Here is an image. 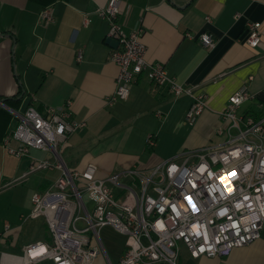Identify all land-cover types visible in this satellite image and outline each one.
Instances as JSON below:
<instances>
[{"label":"crops","instance_id":"0c3cea01","mask_svg":"<svg viewBox=\"0 0 264 264\" xmlns=\"http://www.w3.org/2000/svg\"><path fill=\"white\" fill-rule=\"evenodd\" d=\"M107 1L0 0V100L22 92L16 107L0 105V147L7 154L6 143L15 147L11 145L15 140L7 139L17 124L14 112H23L28 106L42 113L48 107L63 108L72 119L84 122L68 136L61 158L68 168L81 169L94 163L99 178L133 166L145 171L182 153L180 143L188 138L180 134L188 127L212 134L202 144L220 143L216 130L227 124L221 121L220 112L229 95L242 86L247 87L250 98L239 112L264 116V0H121L119 22L126 30L142 27L145 59L162 63L179 84L206 95L205 106L192 125L185 122L191 98L171 95L166 86L152 83L145 74L133 80L127 100L106 103L118 71L109 59L112 48L106 43L108 23L96 13ZM46 3H50L53 20L44 26L39 14ZM84 14L89 16L86 25ZM250 20L261 24L257 47L246 43L245 24ZM200 32L212 36V48L186 36ZM78 50L82 53L80 61H76ZM149 133L156 138L153 147L145 142ZM30 150L28 157L14 156L18 162L13 168L0 157V191L10 186H5L7 182L28 173L31 160L44 159L31 156ZM40 170L44 172L38 177L30 180V172L17 183L30 180L32 192L41 191L59 175L56 168ZM20 207L27 215L21 211L16 216L0 199V254L20 255L24 245L49 239L48 233L41 237L33 224L23 229L30 220V196ZM5 223L9 225L7 231ZM110 231L114 234L109 235ZM98 235L102 249L92 264H116L126 236L110 225L100 228ZM240 249L223 257L194 258L181 246L175 264H237Z\"/></svg>","mask_w":264,"mask_h":264},{"label":"built area","instance_id":"2783aa9c","mask_svg":"<svg viewBox=\"0 0 264 264\" xmlns=\"http://www.w3.org/2000/svg\"><path fill=\"white\" fill-rule=\"evenodd\" d=\"M120 2L108 0L96 11L108 23L107 38L117 41L109 55L118 69L115 88L106 103L127 100L133 80L145 74L152 83L166 86L171 95L191 98L185 122L192 125L205 106L206 95L179 84L162 63L145 59L143 29L124 28L118 19ZM39 17L44 26L53 20L48 6ZM88 22L84 14L83 24ZM245 26L246 43L257 47L260 22L250 20ZM186 36L196 37L206 48L215 43L207 32ZM81 59L78 50L76 61ZM249 98L246 86L229 95L220 112L227 124L216 130L217 135H225L220 143L183 151L145 171L133 166L106 178L97 176L94 163L68 168L61 158L68 136L84 122L72 119L63 108L48 107L42 113L28 106L14 112L17 124L7 139L18 145L6 143V151L18 158L28 157L31 148L47 152L48 158L31 160L28 173L56 168L59 175L49 187L30 195L28 218H42L49 239L24 245L20 255L2 252L0 264H92L102 249L99 229L107 225L126 236L116 264L161 260L175 264L181 246L194 258L223 257L250 244L264 225V116L239 112ZM145 142L155 146V135L149 133ZM8 228L5 223L4 229Z\"/></svg>","mask_w":264,"mask_h":264},{"label":"rangeland","instance_id":"374dc122","mask_svg":"<svg viewBox=\"0 0 264 264\" xmlns=\"http://www.w3.org/2000/svg\"><path fill=\"white\" fill-rule=\"evenodd\" d=\"M16 121L17 120H15V123H16ZM15 123L13 120V122H12L13 126L15 125ZM180 135L183 138H188L186 143H183V144L180 143V149H181L180 151H189V150H195L196 148H199L202 145H206V144H202V143H204L203 140L205 138H207V140H208V137L212 134L208 133L207 131H204V130H197L194 127H188V129L183 130V132ZM220 138H221V140L225 139V135L220 136ZM181 140H182V138H181ZM15 144H16L15 141L11 143L12 146H16ZM47 154H48L47 152H44L42 150H37V149H32V148L30 150V155L33 157H36V158H45V157L48 158ZM0 157H2V159H5L7 164H9L12 168L16 167L18 159H16V157H14L12 155L7 154L4 151V149L1 147H0ZM42 172H44V170H37L35 172H31L28 177H30V180H31V178L33 176L38 177L39 174ZM30 180L29 181L27 180L24 184L13 183L8 188L6 187L7 191L5 193H3V190L5 191L6 189H3L0 191V199L3 201V203L6 206L11 207L10 211H12V213H15L16 216H18V213L21 211L23 214L27 215L26 211L20 207V204L23 202L24 199L26 200V198L28 196H30V194L33 191V189L31 188V185H30ZM13 189L17 190V192H20V193H18V195L16 194L17 192L14 194ZM11 194H12V199L10 196ZM17 196H19L21 199H19ZM13 199L15 200L14 202H13ZM84 199L88 203V205H91V203L88 201L87 198H84ZM8 221H10V223H11V220H8ZM18 222L19 221H17L16 223H18ZM27 224H31V225L33 224L35 227L38 226V231H39V234L41 235V237L44 235V233H47V230L43 226V223L40 220V218L36 219V220H32V219L27 220V222L24 223V228H23L25 231L28 229ZM99 234L102 236L101 231ZM113 234H114L113 231L109 232V235H113ZM21 237H22V235H21ZM250 244L251 245L248 244V245H245L242 247H238V248H242V249L239 250V252H241V253H240V257H239V262L237 264H264V225H262L259 238H257L256 240H254ZM234 249H237V248H234Z\"/></svg>","mask_w":264,"mask_h":264},{"label":"trees","instance_id":"16d2710c","mask_svg":"<svg viewBox=\"0 0 264 264\" xmlns=\"http://www.w3.org/2000/svg\"><path fill=\"white\" fill-rule=\"evenodd\" d=\"M49 5H50V3H46V4H44V7H45V6H49ZM21 97H22V92L20 91V92L16 95V97L2 98L1 100H2L5 104H7V105H9V106H12V107L15 106V107H16L17 104L19 103ZM43 226L46 228L45 223H44Z\"/></svg>","mask_w":264,"mask_h":264},{"label":"water","instance_id":"95a60500","mask_svg":"<svg viewBox=\"0 0 264 264\" xmlns=\"http://www.w3.org/2000/svg\"><path fill=\"white\" fill-rule=\"evenodd\" d=\"M106 43L113 49L117 47V41L111 38H106ZM0 105H4V102L0 100Z\"/></svg>","mask_w":264,"mask_h":264},{"label":"snow or ice","instance_id":"6c2138e0","mask_svg":"<svg viewBox=\"0 0 264 264\" xmlns=\"http://www.w3.org/2000/svg\"><path fill=\"white\" fill-rule=\"evenodd\" d=\"M222 182H223V178H222Z\"/></svg>","mask_w":264,"mask_h":264}]
</instances>
